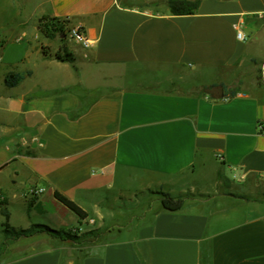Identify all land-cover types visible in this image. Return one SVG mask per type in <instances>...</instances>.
<instances>
[{"label": "crops", "instance_id": "0c3cea01", "mask_svg": "<svg viewBox=\"0 0 264 264\" xmlns=\"http://www.w3.org/2000/svg\"><path fill=\"white\" fill-rule=\"evenodd\" d=\"M166 1L0 0V264H264V0ZM43 16L90 47L57 60ZM218 85L234 96L202 93ZM152 192L194 197L126 212ZM33 226L106 229L77 244Z\"/></svg>", "mask_w": 264, "mask_h": 264}, {"label": "trees", "instance_id": "16d2710c", "mask_svg": "<svg viewBox=\"0 0 264 264\" xmlns=\"http://www.w3.org/2000/svg\"><path fill=\"white\" fill-rule=\"evenodd\" d=\"M200 0H168L166 1V6L168 7L171 15L174 16H184V15H191L196 12L198 9ZM62 25L63 23L58 18H53L49 16H43L38 21V28L40 33L46 37L51 38L54 35H57L58 33L62 34ZM56 59L59 61H64L68 63H72L71 55L69 54L67 50V46L64 40H61V46H60V53L56 54ZM28 74H8L5 77V84L8 87H13L17 85L19 82H21L25 76ZM234 94L230 95H224V99L232 98ZM155 192H152V194ZM159 198V202L161 207L165 211L169 212H176L179 211L186 200L193 198L194 196L186 193V194H180L175 197L169 196L168 194L164 193H156ZM54 198L65 208H67L69 211L74 213L80 220H85L87 217V214L83 212L76 204L65 198L64 196L60 195L59 193H54ZM6 218L7 215L5 214ZM41 229V230H39ZM44 231L49 233L52 237H59L64 240L68 241H75V237L71 235L70 233L65 232H54L51 230H48L43 227L39 226H33L32 231ZM31 232H21L19 235H29ZM99 231H90L85 234V236L90 237L94 239L98 235Z\"/></svg>", "mask_w": 264, "mask_h": 264}, {"label": "built area", "instance_id": "2783aa9c", "mask_svg": "<svg viewBox=\"0 0 264 264\" xmlns=\"http://www.w3.org/2000/svg\"><path fill=\"white\" fill-rule=\"evenodd\" d=\"M62 25V34L58 33L57 35L62 37V40L65 41L68 45H77L83 49H88L91 45L90 40L86 36L84 30L81 27L74 26L70 24V20L68 18L59 19ZM236 38L238 40L244 41L246 36L244 33L238 29L236 31ZM260 132H263L264 128L262 125H259ZM44 192L43 188L40 187H30L28 189V195L30 197H36ZM3 200V195L0 193V202ZM90 223H93V220H90Z\"/></svg>", "mask_w": 264, "mask_h": 264}, {"label": "rangeland", "instance_id": "374dc122", "mask_svg": "<svg viewBox=\"0 0 264 264\" xmlns=\"http://www.w3.org/2000/svg\"><path fill=\"white\" fill-rule=\"evenodd\" d=\"M158 6H159V4H155V7H158ZM156 193H158V192H155L153 194L152 193H145V194H142V195H139V196L136 195L135 196L136 198L134 200V205H132V204L131 205H126L127 208H129V209H126L127 210L126 212H128L129 215H131V214H139L150 204L153 206V208L157 207V205L159 203V198H158V195H156ZM121 202H122V204H124L125 200L123 199V200H121ZM16 210H17L16 207H10V209H9V212H10V214L12 216V222L13 223H17V218H16L17 214L15 212H17L18 210L17 211ZM15 214H16V216H15ZM88 228H93V226L89 225ZM94 228H95V226H94ZM65 229L66 228H64V230ZM104 229H106V226H103L99 230V232L104 230ZM65 231H67L68 233H72L73 236H76L74 242L77 243V244H83L85 242H88V240L92 239L90 237L85 236V234L87 232H90V231H84L83 230V231L78 232L76 230L77 231L76 232L74 227L70 228L69 231H68V229H66Z\"/></svg>", "mask_w": 264, "mask_h": 264}, {"label": "water", "instance_id": "95a60500", "mask_svg": "<svg viewBox=\"0 0 264 264\" xmlns=\"http://www.w3.org/2000/svg\"><path fill=\"white\" fill-rule=\"evenodd\" d=\"M202 93L209 96L212 100H223L224 99V90H223V87L220 85L206 87L202 90Z\"/></svg>", "mask_w": 264, "mask_h": 264}]
</instances>
